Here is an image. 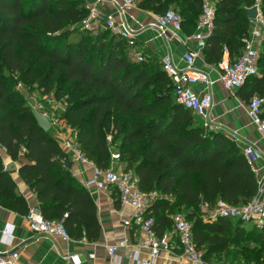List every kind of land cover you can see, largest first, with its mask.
<instances>
[{
    "label": "trees",
    "instance_id": "1",
    "mask_svg": "<svg viewBox=\"0 0 264 264\" xmlns=\"http://www.w3.org/2000/svg\"><path fill=\"white\" fill-rule=\"evenodd\" d=\"M259 1L264 15V0ZM255 3L217 0L214 27L203 48L206 63L216 66L225 50L231 60L242 54L243 38L250 30L246 9ZM201 4L137 0L140 9L156 15L174 6L187 34L195 31ZM88 12L84 0H0V148L12 162L25 155L18 174L36 194L34 209L45 219L60 222L70 239L93 243L100 237L90 193L72 175L59 142L38 126L5 71L19 73L46 91L55 77L73 84L69 94L77 98L60 118L75 129L80 153L97 168L110 166L106 135L119 141L124 171L137 176L141 191L162 195L145 212L154 218L157 236L172 229L170 215L183 209L206 262L264 264V228L250 224L245 228L240 219H203L199 208L201 201L241 205L255 196L257 178L242 149L223 131L208 130L176 102L174 86L156 55L145 49L138 52L108 30L92 36L82 24ZM137 53L143 56L141 61ZM39 64L47 67L43 78L33 72ZM258 68V74L248 77L236 92L246 103L253 96L264 98V41ZM262 107L264 116V102ZM115 113L131 119L129 128L119 117L112 119ZM0 207L20 216L31 210L1 156ZM252 244L255 250L250 249Z\"/></svg>",
    "mask_w": 264,
    "mask_h": 264
},
{
    "label": "built area",
    "instance_id": "2",
    "mask_svg": "<svg viewBox=\"0 0 264 264\" xmlns=\"http://www.w3.org/2000/svg\"><path fill=\"white\" fill-rule=\"evenodd\" d=\"M201 1V13L198 16L196 28L191 38L196 41L198 49L202 50L214 27L217 0ZM107 2L113 4L120 13L137 6V0H92L91 4H89V12L82 22L84 28L94 31L96 25L101 23L112 34L125 39L128 46H134L136 31L126 21L116 19L112 13L101 18L99 7ZM252 22L248 35L243 38L242 54L237 59L231 60L225 50L221 61L216 66L210 67L216 73L223 87L229 91L239 89L248 77L258 74V58L264 35V15L260 14L259 9L258 16ZM155 28L159 36L167 37L168 33L181 30V17L174 10L168 9L157 16ZM198 55L195 51L185 52L181 57L184 66L178 67L174 64L171 54H166L160 60L161 67L174 86L176 102L190 110L197 117L204 118V126L216 129L218 126L208 120L213 107L210 92L213 80L208 72L195 67ZM136 58L141 61L143 56L137 53ZM197 83L204 84L206 91L196 92L193 87ZM263 102L264 98L253 96L246 103V113L251 125L264 136ZM233 134L235 136L237 131H234ZM63 146L75 150L78 161L93 167L92 182L98 190L109 189L114 192L119 206L130 207L135 213L133 219L127 221L126 224H134L136 226L138 237L132 244L125 240H120L106 247V264H153L154 259L163 252H176L178 257L176 264H210L204 260L203 252L197 249L193 240L192 223L185 217V214L181 212L171 214L172 229L165 231L162 236L156 235L153 228L154 218L146 216L145 212L148 206L156 199L161 198L162 195L156 191L150 193L141 191L138 186L137 176L132 171H124L115 159L117 155L110 157V166L108 168L101 169L97 168L80 153L75 139L71 140L67 137L63 141ZM22 151L24 152L25 149H22ZM242 152L251 171L257 178L258 189L255 196L248 203L241 205H231L222 200H218L213 205L201 201L199 205L200 212L203 219L219 217L240 219L258 229H263L264 154L252 145H246ZM259 161L261 162L260 166L257 164ZM25 217H27L29 228L35 233L46 236H60L64 239L69 238L60 222L45 219L35 209H31ZM13 231L14 227L11 223H5L1 228V236L5 242L12 241L14 237ZM126 247L131 248V256L127 257V259L119 257L117 254L118 250ZM141 249H147L149 252V257L146 261H141L139 258ZM18 257L17 250L0 254V264H16ZM68 257L75 258L73 255ZM212 264L224 263L213 262Z\"/></svg>",
    "mask_w": 264,
    "mask_h": 264
},
{
    "label": "crops",
    "instance_id": "3",
    "mask_svg": "<svg viewBox=\"0 0 264 264\" xmlns=\"http://www.w3.org/2000/svg\"><path fill=\"white\" fill-rule=\"evenodd\" d=\"M84 1L89 8L92 0ZM99 11L101 18L112 13L116 19L126 21L136 31L133 48L138 52H144L145 49V52L156 55L160 60L164 55L171 54L174 64L178 67L184 66L181 57L185 52H197L199 55L196 57L195 67L208 72L213 80L210 87L213 107L208 120L218 126L216 130L223 131L241 149L246 145H252L264 154V136L251 125L246 113V102L236 95L238 89L229 91L223 87L216 73L210 69L212 65L205 62L203 49H198L196 41L191 38L192 34H187V30L182 28L180 31L168 33L167 37L159 36L155 28L158 15L144 11L138 6L120 13L113 4L107 2L99 7ZM99 25L102 24L98 23L96 27ZM193 88L198 93L206 91L204 84L201 83L195 84ZM234 131H237L235 136L232 135ZM67 137L63 133H59V137L57 135L55 139L67 155V165L72 175L88 190L97 207L101 226L100 237L96 242L89 243L86 240L38 234L29 228L27 217L0 207V254L17 250L19 257L16 264H73L76 262L79 264H106V247L120 240L132 244L138 237L136 226L126 224L127 221L133 219L134 211L130 207H120L116 202L114 192L109 189L98 190L95 187L92 182L93 167L78 161L76 151L63 146V141ZM0 156L5 166L12 162L4 148H0ZM25 162L26 157L21 153L19 159L13 163L19 168ZM257 164L260 166L261 162L259 161ZM11 176L29 207L34 209L37 205L36 194L21 180L18 169L11 172ZM5 223H11L14 227V237L10 242H5L1 236V228ZM131 252V248L126 247L120 248L117 254L119 257L127 259L131 256ZM72 255L75 258L68 257ZM148 257V250L141 249L140 260L146 261ZM177 261L176 252H163L154 259L153 264H176Z\"/></svg>",
    "mask_w": 264,
    "mask_h": 264
},
{
    "label": "rangeland",
    "instance_id": "4",
    "mask_svg": "<svg viewBox=\"0 0 264 264\" xmlns=\"http://www.w3.org/2000/svg\"><path fill=\"white\" fill-rule=\"evenodd\" d=\"M260 2V1H259ZM259 2H257L254 5H259ZM171 10H174L177 12V9L174 6H170ZM260 14L261 10L258 7ZM253 22L250 20V27L252 26ZM108 29L104 27L103 25H99L96 27V29L88 30L90 31V34L92 36H97L102 31H107ZM109 31V30H108ZM110 34H112L109 31ZM108 37V35H107ZM264 41V35L261 41V45H263ZM160 60V59H159ZM33 72L36 74L37 78H43L45 77V74L47 72L46 66L36 65L33 68ZM7 76H9L14 83V89L18 91L25 99L26 103L30 106L31 110H36L38 112L45 113L48 118L50 119L52 126L50 127L49 131L50 133L56 137L59 133H63L65 136H68V139H74L75 135V129L71 128L64 119L60 118V114L66 109V107L74 101L77 96L70 97L69 92L73 89L72 83H66L65 81L61 80L59 77H55L52 80V88L48 91L44 90L40 85L37 83H31L28 78L25 76H20L19 73H10L5 71L4 72ZM56 91L59 93L58 96H56ZM116 117H119L121 123L124 125L123 127L129 128L131 119L127 115H119L114 114L112 116V119H115ZM204 122V118L198 117ZM208 130H216L211 129L209 126H205ZM56 135V136H55ZM106 139L111 151L112 155H117L115 159L118 161L119 165L123 168L124 162L121 161L120 158V152H119V141H114L112 134L108 133L106 135ZM76 140V138H75ZM179 212L183 213V209H181ZM184 214V213H183ZM245 228H249L250 225L246 223L244 225ZM250 249L255 250L256 246L253 244L250 246ZM240 254V253H239ZM244 254V250H242L241 255ZM241 257V256H240Z\"/></svg>",
    "mask_w": 264,
    "mask_h": 264
},
{
    "label": "water",
    "instance_id": "5",
    "mask_svg": "<svg viewBox=\"0 0 264 264\" xmlns=\"http://www.w3.org/2000/svg\"><path fill=\"white\" fill-rule=\"evenodd\" d=\"M246 14L250 20L256 19V17L258 16V6L254 5L248 9H246ZM32 113H33V117H34L35 121L37 122L38 126L43 131H49V129L51 127V123H50L48 116L46 114H44L42 112H38L36 110H32ZM5 167L10 172H15L18 169L17 166L13 162L8 163Z\"/></svg>",
    "mask_w": 264,
    "mask_h": 264
}]
</instances>
